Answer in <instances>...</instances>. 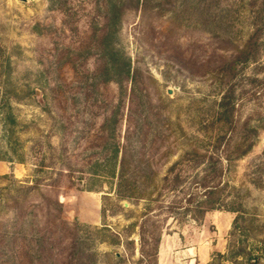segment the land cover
<instances>
[{
	"label": "rangeland",
	"instance_id": "1",
	"mask_svg": "<svg viewBox=\"0 0 264 264\" xmlns=\"http://www.w3.org/2000/svg\"><path fill=\"white\" fill-rule=\"evenodd\" d=\"M226 155L235 231L180 207ZM161 231L158 264H264V0H0V264H154Z\"/></svg>",
	"mask_w": 264,
	"mask_h": 264
},
{
	"label": "trees",
	"instance_id": "2",
	"mask_svg": "<svg viewBox=\"0 0 264 264\" xmlns=\"http://www.w3.org/2000/svg\"><path fill=\"white\" fill-rule=\"evenodd\" d=\"M232 108H234V105H231L230 99L227 100V98L224 96L222 97V100L219 105V111H218V118L220 121H222L223 117L229 116L231 113ZM256 133V129H255ZM245 140V139H244ZM248 140L245 141L247 143L245 146V149L238 148V154L236 156V160L242 158L244 155H246L251 148L253 147V143L248 144ZM232 156L226 155L224 158H219V165H214L213 162L209 163L208 160V165L206 162V168L202 170V172L197 175V183L200 187V190L198 192H187L185 190H182L180 192L183 193L182 195V201L180 207H183L185 210V213L190 215L194 220L200 221L202 220L206 213L211 211V210H227L236 213V218L234 219V231L238 227V223L241 218H243L244 214L247 212V209L244 207L242 202H239L235 194L230 195V199L226 198V195H223L222 192L224 190V186L226 182H224L223 178H221L223 172L229 167L232 161ZM225 161V162H224ZM129 160H128V155L127 152L122 153L121 161H120V170H119V180H120V185H119V196L121 198H130L134 197V191H136V187L132 184L130 181L131 179L128 176V171L126 166L128 165ZM202 163V161H201ZM204 163V162H203ZM226 163V164H224ZM172 170V169H171ZM171 170L166 174L162 180L166 181V183L169 186L170 191H178L177 187L180 185L179 183V178L177 177H171ZM154 175V173H153ZM146 178H149L148 175H145ZM224 182V183H223ZM156 188V193H157V198H153L155 194H153V191H147V188L144 190L142 194L138 197L139 199H147L150 202H158L160 201V197L162 194H160V188ZM180 197V196H179ZM180 201L177 200H170L168 203L164 206H162V209H167V210H172L176 208V204ZM178 207V206H177ZM152 214V210L150 208H147V213L145 214L146 217H149V215ZM161 236H162V231L159 232V234L155 235L154 232H152L151 237L149 240H146L145 238L142 237V245L141 248L143 247L144 243L152 244L154 247V253H149L147 252L146 254L145 251L143 253V249H141V254L143 258H145L148 261V258L154 259V264H158V255H159V245L161 241ZM232 251V261H236V254H238V251ZM240 251H243L242 249ZM220 254V253H219ZM148 256V258H147ZM150 261V260H149Z\"/></svg>",
	"mask_w": 264,
	"mask_h": 264
}]
</instances>
